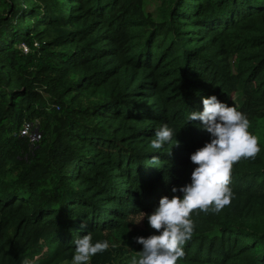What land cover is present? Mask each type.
<instances>
[{
	"label": "trees",
	"instance_id": "16d2710c",
	"mask_svg": "<svg viewBox=\"0 0 264 264\" xmlns=\"http://www.w3.org/2000/svg\"><path fill=\"white\" fill-rule=\"evenodd\" d=\"M80 252L264 264V0H0V264Z\"/></svg>",
	"mask_w": 264,
	"mask_h": 264
},
{
	"label": "built area",
	"instance_id": "2783aa9c",
	"mask_svg": "<svg viewBox=\"0 0 264 264\" xmlns=\"http://www.w3.org/2000/svg\"><path fill=\"white\" fill-rule=\"evenodd\" d=\"M21 47L23 48L24 52L29 51V47L25 43H22ZM21 134L28 136L32 142L38 141L41 138L39 121L34 120L32 122L25 123L21 130Z\"/></svg>",
	"mask_w": 264,
	"mask_h": 264
},
{
	"label": "rangeland",
	"instance_id": "374dc122",
	"mask_svg": "<svg viewBox=\"0 0 264 264\" xmlns=\"http://www.w3.org/2000/svg\"><path fill=\"white\" fill-rule=\"evenodd\" d=\"M155 7L157 8V3L155 4ZM242 99H243L242 93H241V91H238V93L235 94V96H234V101H235V103H236L237 106H239L241 104ZM142 219H143L142 216H136V217H134V221L136 223H138L139 226L142 225L141 224ZM82 254L83 253L80 252L72 260H70V261H64V262L59 263V264H83L85 261L81 257ZM129 264H137V263L132 262V263H129Z\"/></svg>",
	"mask_w": 264,
	"mask_h": 264
}]
</instances>
